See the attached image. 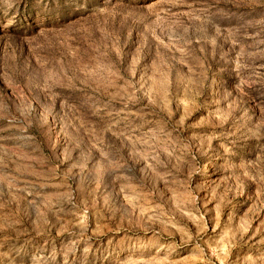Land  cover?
Wrapping results in <instances>:
<instances>
[{
  "label": "rangeland",
  "instance_id": "obj_1",
  "mask_svg": "<svg viewBox=\"0 0 264 264\" xmlns=\"http://www.w3.org/2000/svg\"><path fill=\"white\" fill-rule=\"evenodd\" d=\"M0 264H264V0H0Z\"/></svg>",
  "mask_w": 264,
  "mask_h": 264
}]
</instances>
